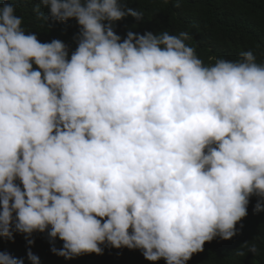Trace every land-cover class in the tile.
I'll return each mask as SVG.
<instances>
[{
    "label": "clouds",
    "instance_id": "obj_1",
    "mask_svg": "<svg viewBox=\"0 0 264 264\" xmlns=\"http://www.w3.org/2000/svg\"><path fill=\"white\" fill-rule=\"evenodd\" d=\"M40 7L80 32L69 58L0 6V236L47 231L68 260L106 244L187 264L237 234L252 196L264 211V63L253 51L205 65L186 31L122 40L115 22L143 17L123 0ZM254 239L238 253L259 254ZM0 264L24 262L0 252Z\"/></svg>",
    "mask_w": 264,
    "mask_h": 264
},
{
    "label": "trees",
    "instance_id": "obj_2",
    "mask_svg": "<svg viewBox=\"0 0 264 264\" xmlns=\"http://www.w3.org/2000/svg\"><path fill=\"white\" fill-rule=\"evenodd\" d=\"M5 3L14 5L16 15L22 18L25 34H35L42 43L53 39L63 41L70 58L77 46L74 37L80 32L75 19L58 22L49 17L46 22L48 9L36 10L41 0H0V6ZM123 3L140 11L143 17L139 21L125 17L115 22L114 31L122 40L128 31L140 35L163 30L178 35L186 31L192 37L186 43L195 49L205 65L221 57L238 60L242 52L249 50L253 51L257 63H264V0H123ZM257 201L256 196L249 199L247 215L236 225L237 234L232 239L214 238L187 264H264V211H255ZM28 239L34 243L29 245ZM253 239L259 254L240 255L241 246ZM53 246L60 249L63 242L59 238L51 241L47 231L35 232L30 238L21 233H13L12 239L0 236V252L10 253L24 264H31L27 257L29 250L39 258L40 264H166L163 259L146 260L139 249H116L106 244L101 245V255L83 254L68 260L55 255L51 251Z\"/></svg>",
    "mask_w": 264,
    "mask_h": 264
}]
</instances>
